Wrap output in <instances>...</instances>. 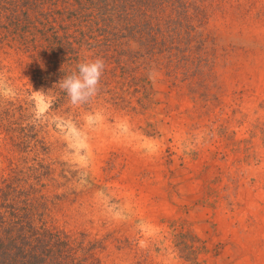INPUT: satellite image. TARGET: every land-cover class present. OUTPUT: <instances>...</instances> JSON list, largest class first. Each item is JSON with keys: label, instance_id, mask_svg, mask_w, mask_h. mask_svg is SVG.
Returning <instances> with one entry per match:
<instances>
[{"label": "rangeland", "instance_id": "374dc122", "mask_svg": "<svg viewBox=\"0 0 264 264\" xmlns=\"http://www.w3.org/2000/svg\"><path fill=\"white\" fill-rule=\"evenodd\" d=\"M200 1L176 57L123 42L132 89L102 75L80 105L55 110L44 87L21 81L6 98L22 100L26 131L0 127V174L4 157L19 173L45 167L34 186L48 185L50 219L110 237L101 264H264V0Z\"/></svg>", "mask_w": 264, "mask_h": 264}, {"label": "trees", "instance_id": "16d2710c", "mask_svg": "<svg viewBox=\"0 0 264 264\" xmlns=\"http://www.w3.org/2000/svg\"><path fill=\"white\" fill-rule=\"evenodd\" d=\"M200 2L0 0V77L11 86L21 81L17 87H44L57 110L68 97L60 87L53 89L54 84L76 71L79 63L102 58L103 75L115 79L106 86L132 89L139 85V71L132 69L131 63L122 65L119 61L125 60L123 42L139 37L156 59L176 57L177 42L185 39L180 30L199 23V14L206 9ZM164 64L167 70L173 68L169 60ZM16 71L19 76L13 77ZM53 77L58 79L56 83ZM21 103L19 99L0 97L1 134L25 133L26 129L17 123L25 117ZM7 123L21 129L15 131ZM4 140L15 144L12 148L18 146L14 138ZM4 159L11 168L0 174V264H101L100 253L106 251L110 237L92 240L87 233L56 227L49 215L50 200L44 195L48 185H42L41 191L34 186L41 185L43 176H48L39 171L43 166L28 167L19 173L12 161Z\"/></svg>", "mask_w": 264, "mask_h": 264}, {"label": "clouds", "instance_id": "9594fccd", "mask_svg": "<svg viewBox=\"0 0 264 264\" xmlns=\"http://www.w3.org/2000/svg\"><path fill=\"white\" fill-rule=\"evenodd\" d=\"M105 69L102 58L85 60L77 65V70L70 75H65L57 85L64 91L72 105L87 103L98 90L101 77ZM154 74H149L153 79ZM14 94V89L0 77V97L8 98Z\"/></svg>", "mask_w": 264, "mask_h": 264}]
</instances>
